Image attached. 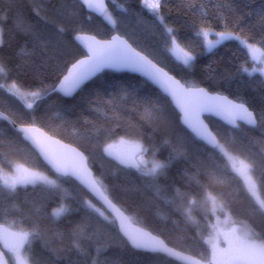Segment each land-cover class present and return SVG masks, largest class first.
Wrapping results in <instances>:
<instances>
[{
    "label": "trees",
    "instance_id": "trees-1",
    "mask_svg": "<svg viewBox=\"0 0 264 264\" xmlns=\"http://www.w3.org/2000/svg\"><path fill=\"white\" fill-rule=\"evenodd\" d=\"M194 2L199 6L203 0ZM106 3L107 16L98 18L87 13L75 0H0V17L7 15V20L0 19L3 27L0 61L7 66L6 73L0 74V84L4 85L0 88V112L15 120L16 125L36 126L79 149L94 177L103 180L113 202L125 210L131 221L159 236L175 250L204 262L208 260L205 241L214 219L209 201L213 198L218 204L227 205L223 212L218 210L221 216L227 214L235 225L244 222L255 232L264 234V215L256 210L253 198L234 173L227 172L225 183L197 176L200 180L197 185L185 177V173L188 176H196L197 171L204 173L210 158L223 167V159L213 156L211 148L183 128L168 99L143 79L105 71L68 99L57 93L44 95L41 91L43 86L50 92L67 68L84 56L73 40L75 35L87 34L100 40L118 35L185 86L202 87L231 100L243 101L258 115L264 112V78L258 73L249 75L240 71L241 67L249 69L246 49L238 41L228 39L207 52L203 35L196 33L201 29L222 32L227 23V30L247 37L248 43L259 49L264 58V20L260 16L264 0H231L234 12L219 7L215 0H208L207 15L190 11L189 5L182 0H162L158 12L163 24L141 6V0H106ZM220 16L224 19H219ZM165 25L173 29L179 46L194 56L190 65H184L169 51L172 44ZM59 28L64 30L61 32ZM29 30L41 36L39 43ZM14 82L23 92L41 91V98L32 104V109L9 91L8 87ZM148 100L159 103V121L148 119ZM206 122L221 143H226L242 158L256 161L253 177L260 197L264 198L261 180L264 177V157L261 156L264 120H259L255 128L243 125L229 128L211 118ZM0 129L4 130L0 169L12 170L23 165L56 179L57 175L10 124L0 119ZM120 140L149 148L151 151L141 156L148 163L153 159L166 161L170 156L175 157L176 149L182 146L184 157L173 159L167 169V178L159 179L162 189L159 196L145 190L147 178L141 177L135 169L124 168L109 159L104 148ZM58 182L62 189L59 193L50 192L45 186L34 189L29 185L15 198L5 196L0 202L1 225L12 226L13 231L30 230L33 221L41 226L44 240H33L23 250L27 264H37V261L50 264L55 260L51 250L67 247L68 233L80 222L89 225V234L95 232L92 240L83 242L84 246L91 252L96 243L107 245L101 256L107 258L109 264H178L161 254L126 246L115 228L105 226L94 214L90 215L84 200L101 206L83 188L68 177H61ZM176 189L181 196H177ZM192 200L195 203H190ZM60 204L69 210L60 218L51 217ZM36 207L40 208L38 215ZM187 208H191V219L184 214ZM57 232L65 234L62 241ZM67 256L68 259L56 260V264L80 259L74 250Z\"/></svg>",
    "mask_w": 264,
    "mask_h": 264
},
{
    "label": "snow or ice",
    "instance_id": "snow-or-ice-1",
    "mask_svg": "<svg viewBox=\"0 0 264 264\" xmlns=\"http://www.w3.org/2000/svg\"><path fill=\"white\" fill-rule=\"evenodd\" d=\"M80 2L88 8L93 7L92 0H80ZM182 2L189 5L190 11H198L202 15H207L205 5L208 0H203L199 6H197L194 0H182ZM215 2L221 8L226 7L230 12L235 11L231 0H215ZM161 4L162 0H141V6L153 13L163 24V17L158 12ZM36 14L39 15L38 10ZM68 14L71 15L72 13L69 12ZM260 16L264 20V10H262ZM218 18L224 19L223 16ZM0 19L7 20V15L0 17ZM112 23L114 24L115 22L112 21ZM224 27L225 31L215 33L219 37L215 43L228 39L236 40L242 47L247 48L252 53V58L255 60V53L260 50L248 43L247 37H242L227 30V23H225ZM63 30V28H59V31L62 32ZM165 30L171 38L172 47L169 51L173 52L176 58L182 61L184 65H190V62L194 60V56L179 46L176 36L172 34V28L165 25ZM29 34L38 43L42 39L34 30H29ZM196 35L206 37L208 32L201 29ZM2 44L3 27L0 26V46ZM95 45V47L88 45L85 58L72 63L71 67L67 68V74L63 76L58 85L51 87L50 92L41 86V91H43L44 95L59 92L64 96H71L86 81L106 68L130 69L133 72L142 74L147 78V81L158 86L163 94L175 102L176 106L183 113V123L195 133L199 140L211 146L213 156L218 155L219 158L223 159V167L216 162V159L210 158L204 173L197 171L196 176H188L185 173V177L190 181H195L197 185H200V180L197 179V176L207 178L215 183H225L228 180L227 172L231 171L243 180L244 190L253 198L257 206L256 210L261 215H264V198H261L257 194V183L253 180L256 161L249 157L242 158L240 154L235 153L226 143H221L200 119V113L215 112L223 115L233 127H239L236 122L240 120L255 128L259 126V120H264V112L257 115L243 101L230 100L226 96H213L206 92L205 89L196 86L186 87L179 79L169 75L163 67L153 63L147 55L142 54L141 51H137L127 40H124L120 36H113L109 41H95ZM213 46V43L209 41V50ZM261 63H264V60H261ZM6 71V64L0 61V74H4ZM240 71L248 73L246 67H241ZM253 71H256V69H253ZM259 71L264 75V68H260ZM248 74L251 75V73ZM3 87L4 85L0 84V88ZM9 91L14 96L24 95L15 82L11 85ZM41 91H30L27 95H30L33 99H40ZM192 97L197 98L198 101L195 108L186 102L188 98ZM147 104L149 105L147 108L148 119L150 121H159L161 114L159 103L148 100ZM27 108L32 109L33 105L28 104ZM0 119L8 121L16 132L23 135L25 140H30L33 145L38 147L44 159L57 174L56 179H50L43 172L19 165L15 166L11 174L0 175V202H2L5 196L15 198L19 195L21 189H27L29 185L33 186L34 189L36 186H45L50 192L59 193L62 191L61 184L58 182L61 177H76L104 206L102 209L93 204L91 200H84L83 204L90 210V215L94 214L105 226L115 228L122 237V243L137 251L165 254L167 256L175 255L173 250L159 236L153 235L152 232L146 231L143 228H133L131 226V218L125 214V210L113 202V198H111L103 180L91 174L83 154L71 150L73 157L70 160L58 156L55 153L49 152L40 140L32 135L33 131H35L34 129L26 126L17 127L15 120L3 114H0ZM3 139L4 130L0 129V146L3 145ZM55 143L58 144L59 141ZM165 143H168V141H165ZM110 148L111 145L105 147V153L112 155L124 168L135 169L141 177L147 178L144 186L145 190L152 191L156 196H159L162 191L158 183L159 179L161 177L167 178V169L171 166L172 160L184 157L182 146L176 149L175 157L170 156L166 161L153 159L151 163H145L143 159H137L135 153H112L110 152ZM138 148L142 155L151 151L149 148L139 145ZM152 155L155 156V153L153 152ZM261 156L264 157V152L261 153ZM193 167L195 168V165ZM261 180L264 182V177ZM175 192L177 196L182 195L179 189H176ZM190 203H195V200L190 201ZM211 204L212 210L215 212L217 210V202L214 198L211 200ZM226 207L227 205L224 203L219 205V209L222 212ZM68 210L67 207L60 204L52 211L51 217L60 218ZM39 213L40 208L36 207L35 214L38 215ZM184 214L188 219H191V208L185 209ZM11 227L0 225V239H4L7 243V239L11 238L12 243L9 247L10 251L15 254L16 264H27L23 257V250L25 245L30 244L33 240H44L41 226L38 222L33 221L30 230L27 231L23 228L19 231H12ZM88 229L89 225L86 222L78 223L68 233L69 245L61 247L59 250H51L55 260L51 261L50 264H56V260L59 259H68L67 254L73 250L77 252L80 259L69 260L68 264H109L107 258L102 259L101 256L102 252L107 250V245L96 243L91 252L84 246L83 242L92 240L95 235V232L89 234ZM56 235L62 241L65 234L57 232ZM220 235H223L224 242L228 247L220 249L216 244H213L214 264H264V234L255 232L247 223L241 222L239 227H230L228 231L218 233L217 239ZM60 253H64V255L62 256ZM2 256L3 253H0V257ZM37 264H39V261H37ZM113 264H118V262H113Z\"/></svg>",
    "mask_w": 264,
    "mask_h": 264
},
{
    "label": "water",
    "instance_id": "water-1",
    "mask_svg": "<svg viewBox=\"0 0 264 264\" xmlns=\"http://www.w3.org/2000/svg\"><path fill=\"white\" fill-rule=\"evenodd\" d=\"M76 2H78L83 8L84 10L91 14V15H94L98 18H102L104 16V14L106 13L107 11V3H106V0H92L93 2V7L92 8H88L86 6H84L80 0H75ZM113 36H118V35H113ZM112 36V37H113ZM110 37L109 39L107 40H100V39H97L96 37L92 36V35H87V34H77L74 36L73 40L74 42L76 43V45L82 50V52L84 53V56L81 57L80 59H84L85 56L87 55V50H88V45H92L93 47H95V41H109L111 40ZM94 38V39H93ZM124 39V38H123ZM125 40V39H124ZM79 59V60H80ZM256 60L257 62L259 61V56L256 57ZM75 63V62H74ZM154 63V62H153ZM72 65V64H71ZM71 65L69 67H71ZM105 71H109V72H113V73H126V74H130V75H134L136 77H139L141 79H143L144 81H146L148 84H150L151 86H153L156 90H158L164 97H166L168 99V101L170 102V104L172 105V107L174 108V110L177 112V114L179 115V121H180V124L183 128H185L196 140H198L199 142L203 143L204 145L205 142L204 141H201L199 140L195 133L192 132V130L190 128H188L187 125H185L183 123V113L181 112L180 108L176 106L175 102L171 100L170 97L166 96L165 94L162 93V91L158 88V86L156 85H153L151 82L147 81V78L144 77L142 74L140 73H137V72H133L131 71L130 69H116V68H106L104 69L102 72H105ZM166 71V70H165ZM102 72H99L97 73L95 76H93L92 78H90L88 81H86L79 89H77L71 96H64L62 93H59L57 92V94H59L60 96H62L63 98H71L73 97L84 85H86L87 83H89L90 81H92L93 79H95L98 75H100ZM67 74V71L65 72L64 75ZM63 75V76H64ZM169 75H171L169 73ZM63 76L60 78V80L63 79ZM173 76V75H171ZM177 79V78H176ZM59 80V82H60ZM59 82L57 83V85L59 84ZM187 87V86H186ZM202 88V87H200ZM205 89V88H203ZM206 90V89H205ZM206 92H208L210 95H213V96H225V95H221V94H218V93H211L209 91L206 90ZM227 97V96H226ZM231 100V99H230ZM187 103H189L190 105L193 106V108H195V105L198 103L197 101V98L195 97H192V98H188ZM0 114H2L0 112ZM4 115V114H3ZM207 118H211L215 121H218L220 122L221 124L229 127V128H236V127H233L232 124L228 123V121L224 118L223 115H220V114H217L215 112H203V113H200V119L201 121L203 122L204 125L207 126L208 130L213 134V131L211 130V128L209 127V125L207 124L206 122V119ZM6 121V120H4ZM8 123V121H6ZM238 125H243L245 127H249V128H253L251 125H248L246 124L244 121H240V120H237L236 122ZM9 124V123H8ZM11 125V124H10ZM12 126V125H11ZM17 127H20L21 125H16ZM13 127V126H12ZM26 127H30L32 129H34L35 131H33L32 135L35 136L36 138H38L40 140V142L47 148V150L51 153H55L57 154L58 156H61L63 158H67V159H71L73 157V152L71 150H75V152H78V153H81L83 154L79 149H77L76 147L70 145V144H67V143H64L54 137H52L51 135H49L48 133L44 132L42 129L36 127V126H26ZM14 129V128H13ZM15 130V129H14ZM216 136V135H215ZM21 138L22 140L27 143L29 145V147L38 155V157L41 159V161L47 166V168L50 169V171L54 174H56L55 170L51 167V165H49L47 163V161L44 159V156L41 154V152L39 151V148L36 147L35 145H33V143L30 141V140H25L23 138V135L21 134ZM217 138V137H216ZM56 141H59V143H55ZM62 146H65V147H62ZM140 146V145H139ZM207 147L211 148L210 145H206ZM110 152L112 153H127V154H132V153H135L136 154V158L137 159H141V156L142 154L140 153L139 151V148H138V145H135V144H121V145H118L117 147L113 148L110 150ZM83 156L85 157V155L83 154ZM108 157L111 161L119 164L112 155H109L108 154ZM86 158V157H85ZM86 163H87V159H86ZM87 166H88V163H87ZM89 168V166H88ZM90 169V168H89ZM91 171V174L94 176L92 170L90 169ZM57 175V174H56ZM70 178L71 180H73L74 182H76L81 188H83L92 198L94 201H96L102 208H104L102 202L96 197L93 195V193H91L88 188H86L83 184H81V182L76 178V177H68ZM106 210V209H105ZM107 212V210H106ZM1 225V224H0ZM4 226V225H2ZM131 226L133 228H142L136 224H134L132 221H131ZM5 227V226H4ZM144 229V228H143ZM12 230V229H11ZM146 230V229H145ZM13 231V230H12ZM148 231V230H146ZM154 235V234H153ZM161 239V238H160ZM12 243V240L11 238H8L7 239V243L4 239H0V253H3V256L0 257V264H9L8 260H7V257H6V254L11 252L10 251V245ZM26 246V245H25ZM169 247V246H168ZM171 248V247H170ZM173 250V253H175V255L173 256H167L165 254H161L173 261H175L176 263L178 264H206L204 261L196 258V257H193L191 255H188V254H185L183 252H180L178 250H175L173 248H171ZM141 252H146V251H141ZM150 253V252H148Z\"/></svg>",
    "mask_w": 264,
    "mask_h": 264
},
{
    "label": "rangeland",
    "instance_id": "rangeland-1",
    "mask_svg": "<svg viewBox=\"0 0 264 264\" xmlns=\"http://www.w3.org/2000/svg\"><path fill=\"white\" fill-rule=\"evenodd\" d=\"M107 15L105 14L104 17H106ZM215 33L217 32H208V35L204 37V42H205V51H211L212 49H214L219 43H215L219 37L215 35ZM209 41H211L213 43V47L211 48V50H209L208 48V43ZM225 41V40H223ZM221 41V42H223ZM220 42V43H221ZM245 48V47H244ZM246 51L248 52V55H249V61H250V64L248 66V73H251V74H254V73H258L260 75H262L259 71L260 68H264V63H261V60H264L262 54L260 53V51H257L255 53V57L259 55V61L257 62V60L253 59L252 58V53H250V51L245 48ZM172 55L174 56V58H176V55L172 52ZM177 59V58H176ZM178 60V59H177ZM180 61V60H179ZM182 62V61H181ZM256 62L258 63L257 65H255L254 67H252L254 64H256ZM253 69H256V71H253ZM263 78H264V75H262ZM11 86L8 87V89L10 88ZM22 93H24V95H16L22 102H24L26 104V106L28 104H33L37 99H33L30 95H27V92H23L21 91ZM129 144L128 142H125L123 140H120V141H117V142H114V143H110L108 144L106 147H108L109 145H111V149L117 147L118 145H121V144ZM108 154V153H107ZM145 163H148V160L143 157L142 158ZM19 166H23V165H19ZM25 167V166H23ZM26 168V167H25ZM14 169V168H13ZM12 170H2L0 169V175H3V174H11L12 173ZM238 177V176H237ZM240 178V177H238ZM241 179V178H240ZM253 180L255 181L254 177H253ZM242 183H243V180L241 179ZM256 182V181H255ZM244 186V185H243ZM257 194L260 196L259 192H258V186H257ZM212 199H209V201L211 202ZM212 205V204H211ZM219 205L217 203V210L215 212H213L214 214V219L212 220V222L210 223V234L209 236L206 238V245L208 247V260L205 262L206 264H214V258H213V244H216L218 246V248L220 249H225L228 247V245L224 242V238H223V235H220L219 238L217 239V236H218V233H222V232H226L228 231V229L230 227H239V225H235L232 220L228 217V216H221L219 213H218V210L220 211L219 209ZM6 257H7V260L9 262V264H16V257H15V254L14 253H7L6 254ZM23 257L26 261V258H25V255L23 253ZM27 262V261H26Z\"/></svg>",
    "mask_w": 264,
    "mask_h": 264
},
{
    "label": "flooded vegetation",
    "instance_id": "flooded-vegetation-1",
    "mask_svg": "<svg viewBox=\"0 0 264 264\" xmlns=\"http://www.w3.org/2000/svg\"><path fill=\"white\" fill-rule=\"evenodd\" d=\"M258 192H259V190H258ZM9 253H13V252H9Z\"/></svg>",
    "mask_w": 264,
    "mask_h": 264
}]
</instances>
